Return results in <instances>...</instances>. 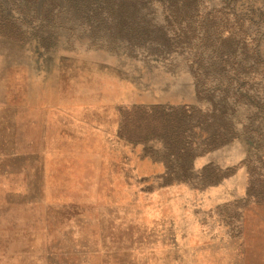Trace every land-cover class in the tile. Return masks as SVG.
Listing matches in <instances>:
<instances>
[{"label":"rangeland","instance_id":"rangeland-1","mask_svg":"<svg viewBox=\"0 0 264 264\" xmlns=\"http://www.w3.org/2000/svg\"><path fill=\"white\" fill-rule=\"evenodd\" d=\"M238 6L258 23L264 0ZM6 15L24 33L0 37V264H264V142L251 129L162 185L161 143L127 138H141L144 108L194 104L185 67L95 45L104 33L78 22L37 30L39 18Z\"/></svg>","mask_w":264,"mask_h":264},{"label":"trees","instance_id":"trees-1","mask_svg":"<svg viewBox=\"0 0 264 264\" xmlns=\"http://www.w3.org/2000/svg\"><path fill=\"white\" fill-rule=\"evenodd\" d=\"M241 1L0 0V37L20 43L24 33L6 14L39 18L38 25H30L37 30L64 28L56 22L63 19L78 22L79 33H104L106 38H93L95 45H121L144 63L171 72L184 66L193 81L194 104L144 108L134 114L140 140L127 138L160 142L168 157L161 184H178L188 180L196 157L229 139L249 140L253 134L255 142H264V8L255 23L251 14L257 13H244ZM251 106L253 118L250 112L245 122L238 119ZM261 188L264 193V184Z\"/></svg>","mask_w":264,"mask_h":264}]
</instances>
